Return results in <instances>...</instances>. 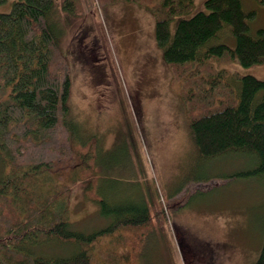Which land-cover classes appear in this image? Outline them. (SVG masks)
Instances as JSON below:
<instances>
[{
  "label": "trees",
  "instance_id": "obj_1",
  "mask_svg": "<svg viewBox=\"0 0 264 264\" xmlns=\"http://www.w3.org/2000/svg\"><path fill=\"white\" fill-rule=\"evenodd\" d=\"M116 1L142 4L154 17L156 43L179 83L198 152L249 158L250 168L235 176L256 177L264 187V79L222 68L264 60V28L250 27L257 12L242 0H203L196 11L195 0H62L61 9L77 19ZM55 4L15 0L0 13V264H118L127 259L119 249L136 252L144 231L165 234L166 206L149 185L140 201L102 188L97 139L82 142L68 117L70 65L51 22ZM80 181L86 200L108 220L88 233L68 217L69 184ZM262 226L253 264H264ZM54 242L75 248L47 256ZM94 246L104 257L93 260Z\"/></svg>",
  "mask_w": 264,
  "mask_h": 264
},
{
  "label": "rangeland",
  "instance_id": "obj_2",
  "mask_svg": "<svg viewBox=\"0 0 264 264\" xmlns=\"http://www.w3.org/2000/svg\"><path fill=\"white\" fill-rule=\"evenodd\" d=\"M6 1L0 13L15 0ZM61 2L56 0L51 22L70 65L68 117L82 142L97 139L102 188L111 197L118 193L120 199L140 201L149 185L166 206L165 234L144 231L136 252L119 249L120 258L127 259L118 264H253L262 245L263 184L256 177L235 176L250 168L249 158L234 153L206 158L198 152L179 83L156 43L150 10L116 1L75 19ZM242 2L257 12L251 30L264 28V5ZM195 4V11L203 9V0ZM222 68L264 79V60L248 68L237 62ZM69 185L72 228L88 233L107 224L97 215L100 207L86 200V184ZM102 241L105 247L108 241ZM73 248L54 242L44 252L61 256ZM93 249V260L104 257L102 246Z\"/></svg>",
  "mask_w": 264,
  "mask_h": 264
}]
</instances>
